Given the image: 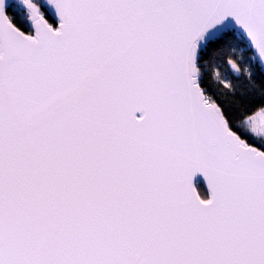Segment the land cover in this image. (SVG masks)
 Returning a JSON list of instances; mask_svg holds the SVG:
<instances>
[{"label":"snow or ice","instance_id":"6c2138e0","mask_svg":"<svg viewBox=\"0 0 264 264\" xmlns=\"http://www.w3.org/2000/svg\"><path fill=\"white\" fill-rule=\"evenodd\" d=\"M0 264H264V0H0Z\"/></svg>","mask_w":264,"mask_h":264}]
</instances>
